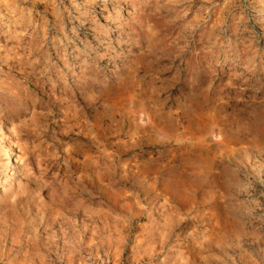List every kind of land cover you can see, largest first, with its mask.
Instances as JSON below:
<instances>
[{
    "label": "rangeland",
    "instance_id": "1",
    "mask_svg": "<svg viewBox=\"0 0 264 264\" xmlns=\"http://www.w3.org/2000/svg\"><path fill=\"white\" fill-rule=\"evenodd\" d=\"M0 264H264V0H0Z\"/></svg>",
    "mask_w": 264,
    "mask_h": 264
}]
</instances>
